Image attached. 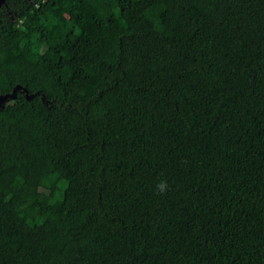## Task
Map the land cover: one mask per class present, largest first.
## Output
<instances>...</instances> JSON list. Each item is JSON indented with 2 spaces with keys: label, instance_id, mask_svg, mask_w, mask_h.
Masks as SVG:
<instances>
[{
  "label": "trees",
  "instance_id": "1",
  "mask_svg": "<svg viewBox=\"0 0 264 264\" xmlns=\"http://www.w3.org/2000/svg\"><path fill=\"white\" fill-rule=\"evenodd\" d=\"M17 86L0 264H264V0H6Z\"/></svg>",
  "mask_w": 264,
  "mask_h": 264
},
{
  "label": "water",
  "instance_id": "2",
  "mask_svg": "<svg viewBox=\"0 0 264 264\" xmlns=\"http://www.w3.org/2000/svg\"><path fill=\"white\" fill-rule=\"evenodd\" d=\"M5 1H6V0H0V8H1V6L4 4ZM19 90H21V87L17 86V87H15V88L13 89L12 93L7 94V95H4V96H0V108L3 107V105H4L5 102H7V101H9V100H13L14 97H15L16 92L19 91ZM23 91H24V93H25L26 99H29V96H28V94L26 93V91H25V90H23Z\"/></svg>",
  "mask_w": 264,
  "mask_h": 264
},
{
  "label": "clouds",
  "instance_id": "3",
  "mask_svg": "<svg viewBox=\"0 0 264 264\" xmlns=\"http://www.w3.org/2000/svg\"><path fill=\"white\" fill-rule=\"evenodd\" d=\"M157 187L161 192H163L165 190L166 185L163 182H161L160 184L157 185Z\"/></svg>",
  "mask_w": 264,
  "mask_h": 264
}]
</instances>
